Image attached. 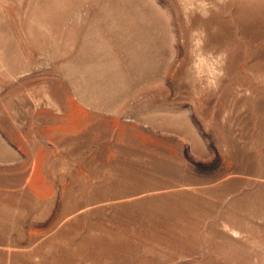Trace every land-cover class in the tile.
I'll return each instance as SVG.
<instances>
[{"label": "rangeland", "instance_id": "obj_1", "mask_svg": "<svg viewBox=\"0 0 264 264\" xmlns=\"http://www.w3.org/2000/svg\"><path fill=\"white\" fill-rule=\"evenodd\" d=\"M0 264H264V0H0Z\"/></svg>", "mask_w": 264, "mask_h": 264}]
</instances>
